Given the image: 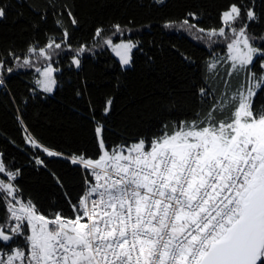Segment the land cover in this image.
<instances>
[{
    "label": "trees",
    "instance_id": "1",
    "mask_svg": "<svg viewBox=\"0 0 264 264\" xmlns=\"http://www.w3.org/2000/svg\"><path fill=\"white\" fill-rule=\"evenodd\" d=\"M232 4L241 8L251 43L261 53L246 70L229 76L230 39L213 42L183 22L219 29L222 13ZM0 7L5 10L0 18V161L6 172L16 173L11 180L0 173V181L15 189L12 196L0 190V223L8 232L13 222L8 205L15 199L31 201L49 218L56 212L75 217L73 206L92 178L73 157H99L96 127L102 128L108 151L140 140L150 146L179 122L231 97L249 73L264 75V0H0ZM249 8L255 20L247 19ZM109 39L133 42L129 67L111 53ZM48 61L57 69L52 93L37 86V67ZM253 100L255 109L264 106V85ZM217 115L224 119L231 111ZM28 232L23 222L21 234L0 241V252L22 245Z\"/></svg>",
    "mask_w": 264,
    "mask_h": 264
},
{
    "label": "snow or ice",
    "instance_id": "2",
    "mask_svg": "<svg viewBox=\"0 0 264 264\" xmlns=\"http://www.w3.org/2000/svg\"><path fill=\"white\" fill-rule=\"evenodd\" d=\"M246 15L249 21L256 19L251 8ZM4 16L0 7V18ZM221 21L219 29L207 30L188 20L183 23L209 40L230 39L225 62H231L228 75L232 76L246 70L261 49L251 43L239 6L232 4ZM237 22L242 26H234ZM100 33L97 29L96 35ZM47 47H53L51 40ZM132 47L113 45L122 64L129 63ZM39 51L45 54L44 48ZM220 62L210 63L209 71ZM23 63L28 65L29 59ZM73 63L78 65L79 60L74 58ZM53 71L48 66L41 72L45 79L38 83L45 91L50 92L55 83ZM262 85L264 75L257 78L249 73L246 84L231 97L217 101L206 114L179 122L150 146L140 140L108 151L102 128L96 127L99 157H73V163H82L96 182L79 206H73L75 218L60 212L49 218L31 201L24 204L13 197L8 218L16 223L11 235L0 225V241L21 234L27 221L28 250L26 254L14 249L0 264H264V106L255 109L253 100ZM226 111L231 115L219 119L217 113ZM32 144L40 147L35 140ZM0 173L9 180L16 175L6 172L2 161ZM0 190L12 196L15 189L0 181Z\"/></svg>",
    "mask_w": 264,
    "mask_h": 264
},
{
    "label": "rangeland",
    "instance_id": "3",
    "mask_svg": "<svg viewBox=\"0 0 264 264\" xmlns=\"http://www.w3.org/2000/svg\"><path fill=\"white\" fill-rule=\"evenodd\" d=\"M109 40H111V42H112V44L111 45H109V44H107L106 43V45H107V47L109 48V50L111 51V53L115 56V58L119 61V63H120V65L123 67V68H127V67H129L130 65H131V60H130V57H131V50L134 48V44H133V42L132 41H130V40H127V39H120V40H117V41H114V40H112V39H109ZM122 43H130L131 45H133V47L130 49V51H129V53H128V56H129V63L128 64H122L121 63V60H120V57L116 54V52L114 51V48H113V45H118V44H122ZM256 55V54H255ZM255 55L253 56V58L255 57ZM75 59H77V58H75ZM75 65H77V64H75ZM48 66H51V68L54 70L53 72H52V74H51V78L55 81V71L57 70L53 65H52V63L51 62H47L44 66H41V67H37V70H38V79H37V86H38V88L39 89H41V90H43V91H45L44 90V88H43V86L40 84V83H38V81H43L44 79H45V77H43L42 75H41V72L43 71V69L44 68H46V67H48ZM55 85H56V81H55V83L52 85V90L49 92V91H45V92H48V93H52L53 92V90H54V88H55ZM0 225H2L1 223H0ZM4 230L8 233V234H10L11 235V232H8L5 228H4ZM13 237V236H12ZM4 242V241H3ZM6 243V242H5Z\"/></svg>",
    "mask_w": 264,
    "mask_h": 264
},
{
    "label": "built area",
    "instance_id": "4",
    "mask_svg": "<svg viewBox=\"0 0 264 264\" xmlns=\"http://www.w3.org/2000/svg\"><path fill=\"white\" fill-rule=\"evenodd\" d=\"M79 164H80V165H83V164L80 163V162H79ZM11 173H15V172H11ZM90 173H91V172H90ZM90 175H91V174H90ZM14 178H15V177H14ZM91 178H92L91 181H89V182L86 184L85 191H84V193H83V195H82L81 197H83V196L87 193L88 189H89L93 184L96 183L95 180H94V177H93L92 175H91ZM79 200H80V199H79ZM79 200H78L74 205L79 206ZM75 214H76V213H75ZM73 218H75V217H73ZM85 220H86V218H85ZM24 222H26V221H24ZM82 222H83V221H82ZM15 223H16V221L14 220L13 223H12V225H11V227H12ZM27 235H30V232H28ZM27 235H26V236H27ZM26 236H25V240L23 241V244L14 247V248L12 249L11 252H9V253H6V252H0V259L6 260V259H7V255H10V254L13 252L14 249H23V250L25 251V253L27 254V250H28V241L26 240ZM14 264H20V261H16V262H14Z\"/></svg>",
    "mask_w": 264,
    "mask_h": 264
},
{
    "label": "bare ground",
    "instance_id": "5",
    "mask_svg": "<svg viewBox=\"0 0 264 264\" xmlns=\"http://www.w3.org/2000/svg\"><path fill=\"white\" fill-rule=\"evenodd\" d=\"M15 172V171H14Z\"/></svg>",
    "mask_w": 264,
    "mask_h": 264
}]
</instances>
